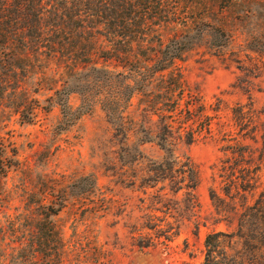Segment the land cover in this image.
Segmentation results:
<instances>
[{"label":"trees","instance_id":"1","mask_svg":"<svg viewBox=\"0 0 264 264\" xmlns=\"http://www.w3.org/2000/svg\"><path fill=\"white\" fill-rule=\"evenodd\" d=\"M251 4L255 5V1L0 0V106L13 102L12 110L17 114L26 103L16 102L24 96L26 82H33L41 74L38 67L54 61L72 62L74 58L79 64L64 73V81L70 78L79 81L76 77L85 73V82L89 79L96 82V96L100 98L102 113L118 149L117 162L121 168L140 167L139 174L128 185H137L144 192L156 191L160 199L169 197L162 215L165 226L144 227L149 232L160 233L155 239L169 240L179 229L176 226L171 234L169 220L189 221L198 208V174L188 151L196 142V131L190 123L195 110L194 96L177 64L194 51H203L217 59L239 55L234 51L235 38L226 28L222 12L224 9L236 12ZM241 17L235 14L232 23L239 26ZM166 29L171 34L164 37ZM99 38L107 39L115 59L118 53H125L131 60L110 71L92 63L84 54ZM147 50L152 52L150 58H137V52ZM249 52L264 59L262 51ZM233 60L240 63L237 57ZM259 70L253 66L254 78L260 77ZM51 96L60 94L54 91ZM69 98L70 95L64 103H55L61 120L71 110ZM259 139L261 159L256 167L251 163L249 146L236 144L226 150L229 157L220 169L227 186L223 195L228 201H241L240 212L236 215L234 232L205 237L202 264H264V185L259 187L256 175L264 168V132ZM245 140L254 142L251 136ZM148 145L157 149L158 159L143 155L142 148ZM6 149L0 143L3 154L0 161L8 154ZM14 156L11 155L14 161L8 159V165L0 162V179L4 180L0 183L3 211L0 264H31L34 255H47L53 235L51 218L65 207L54 209L48 203L49 195L37 196L27 189L25 181L14 189L9 188L8 174L17 169ZM232 159H237L234 168L230 166ZM254 193L252 205H245L247 195ZM9 196L22 204L20 213L17 209L13 214L8 211ZM210 201L215 204L220 199L211 192ZM151 244V239L144 242L142 235L135 240L140 250L150 248Z\"/></svg>","mask_w":264,"mask_h":264},{"label":"rangeland","instance_id":"2","mask_svg":"<svg viewBox=\"0 0 264 264\" xmlns=\"http://www.w3.org/2000/svg\"><path fill=\"white\" fill-rule=\"evenodd\" d=\"M254 1L255 5L238 8L239 11L222 12L226 28L235 38L234 51L239 55L217 59L194 51L177 64L194 96L195 113L190 123L196 131V142L188 151L198 174V208L189 221L169 220L171 234L179 227L169 240L155 239L159 232L145 230L165 226L162 215L169 197L160 199L156 191L144 192L137 185H128L140 167L121 168L117 162L118 149L96 96V82H85V73L76 77L80 82L73 78L64 81V73L79 64L74 58L72 62L54 61L38 67L41 74L33 82H26V92L16 102L26 103L17 114L13 113V102L0 106V143L8 151L0 162L8 165V159L14 161L11 155L15 154L17 165L8 174L9 188L25 181L27 189L37 196L49 195L48 203L54 209L65 207L51 218L53 235L47 255H34L31 264H202L205 237L235 231L241 201L224 197L227 186L220 169L229 157L226 150L236 144L252 149L251 163L256 167L261 159L259 137L264 132V59L249 52H264V0ZM238 13L242 23L236 26L231 18ZM169 34L171 30H164V37ZM99 39L91 46L99 52L88 49L84 54L92 63L110 71L131 60L125 53H118L115 59L107 39ZM136 54L139 59H148L152 52ZM236 57L238 64L233 60ZM254 65L260 69L258 78L253 77ZM54 91L60 96L53 98ZM68 95L71 110L61 120L55 103H64ZM250 136L254 142L245 140ZM11 148L15 149L13 153ZM142 150L147 159H158L160 155L153 146ZM236 161L230 162L232 168L238 165ZM256 175L262 187L264 168ZM3 181L0 179V183ZM211 192L220 201L213 204ZM255 196L247 195L245 205H252ZM13 198L6 199L11 201L7 209L12 214L14 209L20 213L22 204ZM1 213L0 209V216ZM139 235L144 242L150 238L152 246L137 249L135 240Z\"/></svg>","mask_w":264,"mask_h":264}]
</instances>
